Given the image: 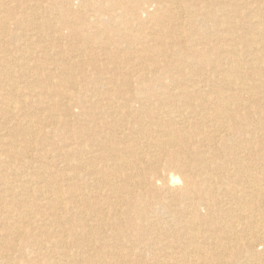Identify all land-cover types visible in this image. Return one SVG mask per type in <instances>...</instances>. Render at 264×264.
<instances>
[{
	"label": "bare ground",
	"instance_id": "obj_1",
	"mask_svg": "<svg viewBox=\"0 0 264 264\" xmlns=\"http://www.w3.org/2000/svg\"><path fill=\"white\" fill-rule=\"evenodd\" d=\"M73 58L113 88L80 94ZM23 246L264 264V0H0V259Z\"/></svg>",
	"mask_w": 264,
	"mask_h": 264
},
{
	"label": "rangeland",
	"instance_id": "obj_2",
	"mask_svg": "<svg viewBox=\"0 0 264 264\" xmlns=\"http://www.w3.org/2000/svg\"><path fill=\"white\" fill-rule=\"evenodd\" d=\"M75 6V8L77 7V5L75 4L74 5ZM47 45H48V43H47ZM65 46V45H64ZM85 58H87V56H85ZM93 59H91L90 61H92ZM73 61V62H72ZM107 61H105V63H106ZM116 62H117V65H121V63L118 61V60H116ZM71 63H74V65L73 66H75L74 68H75V70H76V72L78 73V75H77V89L76 90H78V92H80V94H84V95H86L87 96V94L89 95V96H91L90 98L93 100V101H97V100H99V98H101V97H103V93L104 92H106V89H108V88H113V85H111V84H109V82L106 80V79H103L100 83H98L97 84V82H95V81H93V80H91L90 78H87L86 77V75H88L89 73L90 74H92V71L93 72H95L96 74L98 73V74H100V73H102V70H100V67H99V64L101 63L99 60H96V61H93V62H90V64L89 65H87V66H85V69L83 68V67H79V65L77 64V60L75 59V58H73L72 60H71ZM55 67V66H54ZM53 67V68H54ZM60 68H61V66H60ZM83 69V70H82ZM80 71H82V72H80ZM81 74H80V73ZM105 75L107 74V71L105 70V73H104ZM86 78V79H85ZM22 87H25L24 86V84H22ZM114 100V99H113ZM87 101H89L88 100V98H87ZM70 105H71V107H72V109H71V113H72V115H73V119L74 120H76V118H77V116H80L79 114H80V109H78L73 103H72V101H71V103H70ZM87 107H88V105H87ZM91 108V107H90ZM64 117V120H66V118H65V113H64V111H61V112H59V118L60 119H62ZM103 118H105V115L104 116H102ZM68 120H70V119H72V117L71 118H67ZM189 120H192V118H190ZM83 122V120L81 119H77L74 123H73V125H75V126H77V127H80L81 126V123ZM48 130V131H47ZM50 132V130H49V128H46L45 129V133L47 134V135H49L48 133ZM50 136V135H49ZM96 152L97 151V153H100V151L99 150H97V148L95 147L94 149L91 147V148H89V155L88 156H91V155H94V153L93 152ZM65 167V165H64V163H61L60 164V166H58L57 167V171H60L61 169H63ZM52 169H53V171L55 170V167H51ZM13 178V177H12ZM11 177L8 179L9 180V182H13V179H12ZM81 183H86V179L84 180V179H82L81 180ZM179 185H180V183H179ZM100 193V194H99ZM103 194V192H101V191H98V190H96V193H95V195L96 196H99V195H102ZM67 201H69V200H67ZM44 211V213H48L46 210H44V209H42V212ZM41 212V211H40ZM98 214L97 215H100L101 213H99V212H97ZM95 215H96V213H94V215H93V217L92 218H90V217H87L88 218V224H91V225H93L94 224V222H95V220H94V218H96L95 217ZM97 218H100V216L99 217H97ZM42 224H37V226H41ZM68 228H69V226H68ZM74 229H78V224L77 223H75L74 224V227H73ZM101 227L100 226H95L94 228H93V231H100L101 232ZM107 229V232L108 233H112V230H110L108 227L106 228ZM35 234H37V235H39L40 234V229H38V230H35ZM102 234H103V232H102ZM96 239V238H95ZM58 240V239H57ZM70 242H72V240H69V243ZM110 242H111V245L113 244V243H115L114 241H112V240H110ZM87 241H86V239H84V238H78L77 240H75V242L73 243V245L75 246H77V248H75V250L74 251H77L78 252V254H80V255H82V257H84V258H86V259H91V257H92V259H95V255L90 251V250H87V248L88 247H86L87 246ZM110 245V246H111ZM126 245V244H125ZM51 246H52V244H51ZM69 247H71V244H69L68 245ZM112 246H114V245H112ZM111 246V247H112ZM97 250H98V252H102V247L100 246V245H98L97 244ZM23 250H24V253H26L27 255H25V257L26 258H24L23 257V251L22 250H20L19 252L17 251L16 253H13L10 257H12V259L14 260V262L15 263H17V261H18V263H23V264H35V262H37V260L36 259H38V256H39V251H37L36 250V248H34V249H31V248H29V247H24L23 246V248H22ZM70 249H68L67 251H69ZM73 250V249H72ZM18 256V257H17ZM29 261V260H33L32 262H27V261ZM139 260V261H138ZM138 262H135L136 264H139V263H141L140 262V259L138 258ZM24 261H26V262H24ZM43 262L45 261V260H42ZM134 263V264H135ZM0 264H4V261L3 260H1L0 259Z\"/></svg>",
	"mask_w": 264,
	"mask_h": 264
}]
</instances>
